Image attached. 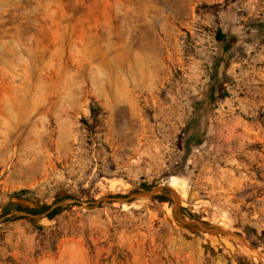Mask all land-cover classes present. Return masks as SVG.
Segmentation results:
<instances>
[{"label":"rangeland","instance_id":"1","mask_svg":"<svg viewBox=\"0 0 264 264\" xmlns=\"http://www.w3.org/2000/svg\"><path fill=\"white\" fill-rule=\"evenodd\" d=\"M259 22L264 0H0V264H264Z\"/></svg>","mask_w":264,"mask_h":264},{"label":"water","instance_id":"2","mask_svg":"<svg viewBox=\"0 0 264 264\" xmlns=\"http://www.w3.org/2000/svg\"><path fill=\"white\" fill-rule=\"evenodd\" d=\"M170 190V184H156L144 189H138L135 191L130 192L126 196L120 197H103L102 199H115V200H122V201H130L133 199H140V198H151L156 195H161L166 193ZM172 201V214L173 216L181 222L185 227L191 230H198L202 232H206L209 234H230V235H237L234 232L227 230L221 226H217L212 224L211 222L202 219V218H192L188 217L180 212V208L178 207L175 196L172 194L167 195ZM238 236V235H237Z\"/></svg>","mask_w":264,"mask_h":264},{"label":"trees","instance_id":"3","mask_svg":"<svg viewBox=\"0 0 264 264\" xmlns=\"http://www.w3.org/2000/svg\"><path fill=\"white\" fill-rule=\"evenodd\" d=\"M258 25H261L262 27H264V22H259ZM217 39L223 44L225 45L227 42H228V37L226 34L220 32V30H218V33H217ZM88 109H89V112H90V115L92 117V124L88 125L87 122L84 121V123L88 126V127H91L93 126V124L96 123L97 121V118H98V115L100 114L101 112V108H100V105L99 103L92 97L90 96L89 97V102H88ZM143 189L144 188H148L147 186H144L142 187ZM21 192L24 191V190H20ZM160 196H156V198H159ZM14 204V205H13ZM13 204L11 203L10 206L8 207H4L3 209V213H8L11 209H22V210H25V211H29V212H37L39 209L36 208V207H22L19 203H17L16 201H13ZM59 208L56 207V208H53L50 212V214H48V217H53L59 210ZM40 211V210H39ZM1 214V213H0ZM187 216L189 217H194L192 214L188 213L186 214Z\"/></svg>","mask_w":264,"mask_h":264}]
</instances>
